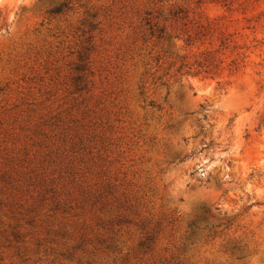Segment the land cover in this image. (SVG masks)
Masks as SVG:
<instances>
[{"label":"rangeland","instance_id":"obj_1","mask_svg":"<svg viewBox=\"0 0 264 264\" xmlns=\"http://www.w3.org/2000/svg\"><path fill=\"white\" fill-rule=\"evenodd\" d=\"M0 264H264V0H0Z\"/></svg>","mask_w":264,"mask_h":264},{"label":"trees","instance_id":"obj_2","mask_svg":"<svg viewBox=\"0 0 264 264\" xmlns=\"http://www.w3.org/2000/svg\"><path fill=\"white\" fill-rule=\"evenodd\" d=\"M62 7H63V6H62ZM62 7L58 8V9L56 10V12H60V11L62 10ZM148 22H150V21H148ZM200 219H201V220H205V222H206L203 226L200 225V223H198L197 221H193V222L190 224V226H193V227H195V228H197V229H199V230H209L210 232H214L215 234L218 233V230H217V231H214V229L220 227L221 224H213V223L210 224V223L207 221L208 219H207L205 216H201ZM192 233H195V230H193ZM244 257H245V256L242 255L241 257H238V259H242V258H244Z\"/></svg>","mask_w":264,"mask_h":264}]
</instances>
